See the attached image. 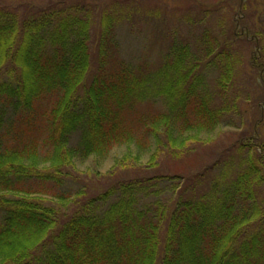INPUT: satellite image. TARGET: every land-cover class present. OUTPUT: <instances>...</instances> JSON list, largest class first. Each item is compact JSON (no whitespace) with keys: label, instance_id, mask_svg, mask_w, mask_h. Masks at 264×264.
<instances>
[{"label":"trees","instance_id":"obj_1","mask_svg":"<svg viewBox=\"0 0 264 264\" xmlns=\"http://www.w3.org/2000/svg\"><path fill=\"white\" fill-rule=\"evenodd\" d=\"M251 1H235L248 20ZM188 2L207 16L204 2ZM178 10L168 0H0V264H264V200L255 205L264 139L249 136L243 172L209 197H197L196 176L179 174L192 167L165 174L158 165L162 153L187 156L189 142L240 113L245 97L264 101L255 65L238 93L245 64L236 46L259 48L264 68V26L245 35L234 19L228 34L204 28L192 46L172 44L154 70L120 56V23L170 31ZM158 99L166 110L143 107ZM145 136L154 149L146 170L133 165ZM134 144L138 160L127 153L119 165L135 177L101 180L98 190L86 183L67 209L44 204L46 195L69 200L60 187L79 160ZM166 177L180 178L173 198L144 202Z\"/></svg>","mask_w":264,"mask_h":264},{"label":"rangeland","instance_id":"obj_2","mask_svg":"<svg viewBox=\"0 0 264 264\" xmlns=\"http://www.w3.org/2000/svg\"><path fill=\"white\" fill-rule=\"evenodd\" d=\"M172 5H182L185 10L177 11V23H173V29L166 30L164 26H159L156 23L154 25H128L127 23H120L116 31V39L119 44L120 56L134 66L147 65L153 70L158 67L161 59L168 53L172 44L181 46L184 43H190L192 46L196 41V34H199L204 28H212L228 34L232 29L233 19L237 23L235 32L244 34L248 31L249 27L255 29L256 25L259 27L264 26V0H252L248 4V14L250 20L245 14L244 8L235 4L236 0H200L205 3L207 7L205 10L207 16L201 14V7L192 6L189 7L192 0H168ZM247 3V0H243ZM219 3L216 7L213 6ZM154 3V1H152ZM182 13L184 16H182ZM182 16V17H179ZM187 16V17H186ZM246 16V20L245 17ZM189 20V21H188ZM262 21L261 23L259 21ZM158 22V21H157ZM242 35V36H244ZM249 40L252 39V34H247ZM258 45L263 47L264 39L262 36L258 37ZM238 48L243 50L245 70L243 72V78L238 80L237 90L241 95V91L246 89V82L244 75L246 72H250V66L255 65L257 67L259 76L257 82L260 83L264 76V68H259L256 63L257 58L260 57L259 48H250L244 44H237ZM252 55L254 59H252ZM163 57V58H162ZM256 57V58H255ZM261 65V64H260ZM218 72L210 70L207 72L204 82V89L208 88L209 92L214 90V83L217 78ZM243 95L251 96V93H243ZM244 98L241 104V112L238 114H231L226 116L223 122L211 131H203L197 140L190 141L191 152L187 156L173 160L170 155L162 153L160 155L159 162L162 164V169L165 174L175 173V169L187 170L191 168V172H180L179 174L186 177H190L192 174L196 176L195 191L197 197H201L206 194L210 196L215 189L227 188L226 185L230 184L240 172H243L241 161L247 160L249 149H244L247 153H242L240 146L246 145L251 139L249 136L257 135L261 140L264 139V101L259 98L250 97L252 100L248 101ZM144 108H158L166 110L167 104L163 99H158L150 105L144 104ZM168 107V106H167ZM150 108V110H151ZM260 116L262 119H259ZM81 133L73 136V142L75 143ZM146 141L143 142L145 148L143 149V156L140 159L142 163L133 164L135 167H140L146 170V166L152 156L154 150L151 144L147 145V137H144ZM137 152V144L128 148L126 145L115 146L108 155L98 156L92 155L88 158L81 159L77 162L76 168H71L73 178L65 177L63 179V185L60 187L61 192L67 193L69 200L64 203H60L59 200L51 195H46L44 204L47 206H57L63 208H69L70 203L75 199V193L79 191L86 183L91 187L98 190L101 188L102 181H115L122 178L135 177V169L132 171L124 170L119 165L120 160L128 153L130 162L135 163L138 159H135ZM246 165V164H245ZM160 170V168H159ZM149 170L144 171V174H148ZM180 178H162L158 186L156 187V193L152 192L149 197H145L144 202L150 204L159 199L166 201L172 199L176 191V187L180 184ZM194 181V180H193ZM191 181V178L189 179ZM60 192V193H61ZM93 192V191H91ZM264 199L261 198V194L255 201V205L260 206ZM209 201V200H208ZM69 205V206H68ZM253 205V204H252ZM101 206V203L100 205Z\"/></svg>","mask_w":264,"mask_h":264}]
</instances>
